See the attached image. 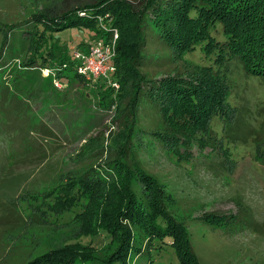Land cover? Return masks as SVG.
I'll use <instances>...</instances> for the list:
<instances>
[{"label": "rangeland", "instance_id": "obj_1", "mask_svg": "<svg viewBox=\"0 0 264 264\" xmlns=\"http://www.w3.org/2000/svg\"><path fill=\"white\" fill-rule=\"evenodd\" d=\"M99 1L0 0V264H28L65 247L74 250L62 264H104L120 243L96 230L129 198L132 215L119 217L134 229L128 264H182L171 239L151 241L144 226L127 221L159 213L188 236L200 264H264V77L223 50L229 37L219 22L207 41L179 52L149 20L141 73L155 83L138 102L140 76L88 80L72 68L73 55L105 40L85 27L37 38L34 16L57 18ZM126 1L145 12V0ZM106 32L118 43V29ZM136 51L117 54L116 44L115 68ZM168 78H219L228 108L208 128L188 126L181 109L164 117L147 95ZM136 165L153 179L140 178ZM126 176L130 190L122 188Z\"/></svg>", "mask_w": 264, "mask_h": 264}, {"label": "trees", "instance_id": "obj_2", "mask_svg": "<svg viewBox=\"0 0 264 264\" xmlns=\"http://www.w3.org/2000/svg\"><path fill=\"white\" fill-rule=\"evenodd\" d=\"M200 1L206 4L202 8L203 10L198 8L197 0H145L143 8L145 12L139 14L135 7L126 0H101L94 5L76 8L57 18L47 19L42 14L35 15L34 23L37 28L35 37L42 38L44 35H40V33L46 34L50 31L59 32L85 27L95 30L99 40L108 41L110 34L106 31L112 26L118 29L117 54L131 46H136L137 51L128 63L120 64L118 57L117 63L115 62L117 71L112 75L113 80L121 83L122 73L125 76L127 74L140 76L141 79H139L135 91L137 102L142 95L143 86L146 84L151 87L155 83L145 80L141 73V51L146 42L143 34L147 24L144 23L149 20L162 32L163 40L171 47L178 49L179 52L190 50L192 46L208 39L210 37L209 26H214L215 23L219 22L229 37L225 46L222 47L223 50H232L233 57L241 61L249 74L264 77V0ZM146 13H149V18L144 17ZM107 14L112 17L113 25H110L107 18H104ZM39 26H43L42 32L39 30ZM133 34H135L136 41ZM72 64L74 63L72 62ZM72 68L74 69V67ZM157 84V87H153L149 91L147 98L159 106L164 117L169 118L172 111V115L177 117L176 109L188 113L189 118L185 119L189 121L188 126L191 125L192 128H195L194 125H204L208 128L209 121L216 115L224 114L228 108V106L225 108L227 89L220 83L219 78L218 80L214 78L201 79L199 83L168 78L157 82ZM219 84L221 88L217 87ZM108 92L113 94L109 89ZM214 102L219 104L217 106H223L225 109L220 112L219 109L215 110ZM257 151L261 152V149L257 147ZM260 155H264V152ZM136 171L137 175L140 174V178L142 176L144 179H153V177L144 174L138 165H136ZM126 180L122 188L130 190L127 185L128 176H126ZM133 200V198L127 200L125 207L116 214L113 222H108L110 213L107 214V218L100 221L96 230L99 232L94 233L96 236L105 231L111 241L118 237L120 243L114 256L104 264H128L126 259L134 246V239H132L134 229L132 226L130 229L124 225L119 217L132 215ZM127 221H132L131 224H134V228L144 226L142 228L144 234L148 235L151 241L154 239H171L172 247H174L182 264H200L188 242V236H186L187 239L185 236H180L182 230L169 216L159 213L154 219L146 218L144 215L140 221H134L133 218H128ZM118 228L121 230L120 235L117 232ZM178 240L182 242L181 245L178 244ZM67 250L74 249L73 247H65L61 250H53L35 258L28 264H62L69 256L66 253ZM77 251L83 253L80 250Z\"/></svg>", "mask_w": 264, "mask_h": 264}, {"label": "built area", "instance_id": "obj_3", "mask_svg": "<svg viewBox=\"0 0 264 264\" xmlns=\"http://www.w3.org/2000/svg\"><path fill=\"white\" fill-rule=\"evenodd\" d=\"M117 39L118 34H115L114 39L98 41L83 52L76 51L73 55L75 57L74 69L88 80H100L109 73L114 74L116 68L112 61L116 56ZM116 87H118L117 84Z\"/></svg>", "mask_w": 264, "mask_h": 264}]
</instances>
